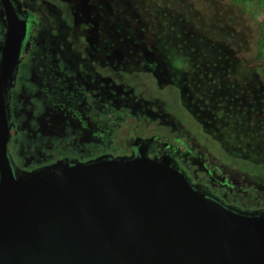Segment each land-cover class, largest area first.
Wrapping results in <instances>:
<instances>
[{"label":"flooded vegetation","instance_id":"af4514ba","mask_svg":"<svg viewBox=\"0 0 264 264\" xmlns=\"http://www.w3.org/2000/svg\"><path fill=\"white\" fill-rule=\"evenodd\" d=\"M137 7L133 0H0V102L16 175L102 156L147 157L228 208L264 212V177L218 151L188 112L182 71ZM252 54L245 52L236 75L258 69L264 77Z\"/></svg>","mask_w":264,"mask_h":264},{"label":"water","instance_id":"95a60500","mask_svg":"<svg viewBox=\"0 0 264 264\" xmlns=\"http://www.w3.org/2000/svg\"><path fill=\"white\" fill-rule=\"evenodd\" d=\"M9 133L0 102V264H264V212L228 208L147 157L16 175Z\"/></svg>","mask_w":264,"mask_h":264},{"label":"rangeland","instance_id":"374dc122","mask_svg":"<svg viewBox=\"0 0 264 264\" xmlns=\"http://www.w3.org/2000/svg\"><path fill=\"white\" fill-rule=\"evenodd\" d=\"M133 2L181 69V99L188 112L203 122L218 151L264 177V77L258 69L235 74L250 56L245 52L257 51L254 18L264 16V1L249 4L247 11L244 1L235 0ZM165 94L171 103L172 92Z\"/></svg>","mask_w":264,"mask_h":264},{"label":"trees","instance_id":"16d2710c","mask_svg":"<svg viewBox=\"0 0 264 264\" xmlns=\"http://www.w3.org/2000/svg\"><path fill=\"white\" fill-rule=\"evenodd\" d=\"M236 4L240 5V1H244L246 5H244L246 11L247 7L251 3H255V1H264V0H235ZM254 29H255V37L254 43L257 51L253 53L254 60H258L263 64L262 71L264 72V16L255 19L254 18Z\"/></svg>","mask_w":264,"mask_h":264}]
</instances>
